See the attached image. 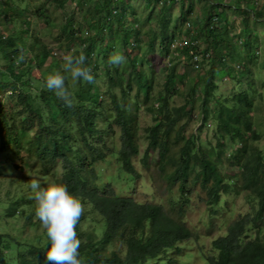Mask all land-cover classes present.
Here are the masks:
<instances>
[{"label": "trees", "instance_id": "16d2710c", "mask_svg": "<svg viewBox=\"0 0 264 264\" xmlns=\"http://www.w3.org/2000/svg\"><path fill=\"white\" fill-rule=\"evenodd\" d=\"M46 2L52 6L51 12L54 8L64 12L65 22L59 29L60 34L65 37L67 47L75 45V48L71 49L75 56L84 54L87 57L85 66L92 69L95 78L109 73L111 68L118 72L115 65L109 66L108 59H104L101 66H98L93 59L98 56L93 44L98 41L95 38L97 31L104 32L101 29L103 17L109 16L110 13L118 14L113 10V3H118L119 0ZM73 4L77 5L87 27L96 29L93 35L89 31L82 33L80 27H75L76 24H81L75 20V12L65 10V5L73 7ZM235 4L236 9L233 10L241 17L242 26L238 34L239 43L234 42L226 29L227 26H233V23L228 21L227 13L212 12V8L219 5L209 2L211 11L206 17L201 14L196 16L195 23L190 21L193 4L183 9L182 23L191 22L195 30V35L190 37L194 44L186 46L181 52L182 56H187L186 62L182 60L177 63L179 56L171 49L172 40L183 34L178 33L181 21L175 23V32L172 30L176 36L169 35L168 20L173 18L170 13L160 15L165 16L158 22L160 30L153 29L154 33L151 34L149 31H142V27L150 22V17L146 19V23L144 20L139 22L136 26L135 44L128 43L129 50L123 54L131 63V78L127 82L129 90L131 82L136 85L134 105L126 102L130 100L124 93L121 100L112 94L111 101L115 113L105 115V124L99 126L98 117L103 114V101L94 82L86 84L82 81L74 88L69 80L75 101L73 107H66L54 92L45 87L47 76L61 70L60 62L54 58L50 59L42 76L35 77L33 70L42 67L50 52L45 45H42V49L34 48L33 46L38 45V40L29 44L25 52L18 46L21 33L25 32L27 37L30 30V22L22 17L27 6L22 9L18 4L14 5L13 0H0V26L4 23L9 29V25L17 18L25 24L24 29H19L18 33L14 34L15 37L12 33L2 39L0 31V142L17 149L22 155L19 161L24 162V170L29 168L24 158L40 163L49 162L53 166L60 165L62 173L53 176V183L67 185L69 191L81 197L85 205V213L77 226L78 237L82 241L79 251L84 264H147L149 261L154 264H171L174 262L172 257L178 254L181 246L197 238L179 217L185 209L180 207L175 211H168L161 201L141 202L130 195L118 194L111 183H102L96 170L100 162L106 161V153L90 143L89 139H100L116 126L120 131L119 145L115 152L118 172L131 178H142L133 162L141 153L136 111L142 99L143 102H148L152 99V94L160 105V119L149 129L148 149L152 148L156 152L158 177L160 181L166 180L167 190L178 188L182 195H185L191 186H199L207 197L211 212L219 217L231 211L233 199L239 196L244 197L252 209L250 213L228 224L224 235L211 241L212 251L216 253L204 256L203 259L209 264H264V242L258 235L247 236V228L250 225L258 226L259 221L264 223V150L258 145L263 135L256 129L251 112L256 108L257 94L254 80L251 79L252 67L264 69V41L261 46L256 39L258 35L249 26V20L252 19L256 27H264V7L256 8L253 2L242 0H236ZM48 7V3L43 1L34 9L31 15L36 23L42 17H48ZM179 18L176 16V19ZM219 20L223 21L222 25H217ZM184 33L190 34L189 31ZM161 34L162 39L159 42ZM199 44H205L203 49L211 52L209 69H205L204 64L209 59L201 63L199 70L194 69L191 64L189 50H196V47H200ZM133 45L135 49L130 54V46ZM237 45L245 49L240 50ZM148 54H155L153 56H159L162 60L168 59V63L161 69L166 77L165 91L167 94L171 92L172 96L180 93L173 85L186 80L184 71L181 73L177 64L182 65L181 69L190 65V68L198 73L193 86L188 87L186 104L169 108L167 94L163 95L160 91L153 93V75L156 73L154 67L157 65L150 66L153 71L149 78L145 66L151 65L152 59L147 57ZM235 55L238 57V60H235L237 67L233 65L228 69H233V72L238 70V76L232 77L238 85L242 83V79L249 77L248 88L239 87L238 93L230 98L220 95L218 101L216 90L219 78L216 76L220 72L219 68H222L220 64L232 61ZM177 70L180 75H175ZM107 75L111 85L119 82L118 78ZM198 84H202V87L198 88ZM141 90L143 98L140 97ZM6 98L8 100L5 103ZM13 107L23 111L22 118H17L12 111ZM196 107L199 112V126L196 131L189 132L186 129L187 123L183 121L195 119ZM68 122H73L74 125L68 127ZM71 130H76L77 133L73 134ZM203 130L213 131L215 143H203ZM147 158L148 154L145 153L144 160ZM12 169H16V165H13ZM118 172L116 173L119 176ZM4 174L5 167L1 160L0 177ZM42 174L46 176L47 173ZM22 183L24 191L21 193L18 192L15 196L0 195V206L3 207L0 215L10 220L20 217L25 220L13 233L0 231V264H45L49 244L46 231L43 229L44 234L34 236L33 243L23 239L27 236L22 230L37 229L40 222L35 216L36 202L31 184L29 181ZM185 202L188 203L187 198ZM219 204L222 208L217 207ZM88 212L90 215H87ZM86 220L91 223L87 224ZM2 228L0 227V230ZM8 253L14 254V261L3 260L2 256Z\"/></svg>", "mask_w": 264, "mask_h": 264}, {"label": "rangeland", "instance_id": "374dc122", "mask_svg": "<svg viewBox=\"0 0 264 264\" xmlns=\"http://www.w3.org/2000/svg\"><path fill=\"white\" fill-rule=\"evenodd\" d=\"M4 1V0H3ZM45 1L48 3L49 12L48 17H42L36 23L35 18L31 15V13L39 6L40 3ZM87 2V1H85ZM209 2L212 4H217L219 7H213L212 12L218 13L220 11H225L227 13L228 21L233 23V26H227V31L230 32V37L234 39L235 43H239L238 34L242 30L241 26V17L234 13L233 9H236L237 4L236 0H170V3H165L160 5L159 0H119V2L113 3V10L117 11L118 14L110 13L109 16L103 17V24L101 29L104 32L97 31V36L95 37L98 41L95 42L94 49L96 50V54L98 56L93 57V59L97 62L98 66H101L104 59H108L111 54L114 52H119L122 55L125 51L129 50L127 48L128 43L135 44L136 37V26L139 22L144 20L146 23V19L150 17V22L146 23V26L142 31L146 33L149 31V34L154 33V30H160L158 27V22H160L165 16H160L162 13H170L173 18L170 17L168 29L169 35L173 34L176 36L175 32V23L179 22L178 25V33L183 32L176 36L174 39L181 38L183 36L188 37L191 41H193L190 37L195 35V30H186L185 23H182V12L183 9L189 4H193V8L191 12H193L190 17L192 19L191 22L197 20L199 14L204 17L207 16L208 12L211 11V7L209 6ZM14 5L18 4L22 9H25L27 6V10L24 12L22 17L27 18L28 22H30L28 35L26 37L25 32L21 33V38L19 39V48L23 52L27 50L29 44H34L38 40V45L33 46L34 48L42 49V45H45L47 51L50 52V56L42 63V67L35 68L33 70V75L35 77H41L42 73L45 72V66L50 62V59L54 58L60 62V65L63 63V57L67 54L74 53L71 51L72 48H75L74 44H71V47H67V42L64 36L60 34V28L65 22V14L61 10L54 8L51 12L50 7L51 4L46 2V0H13ZM128 3H131L129 5ZM251 6V4H248ZM30 7V8H29ZM65 10L67 12H75L74 18L79 21L81 24H76L75 27H80L82 33L84 31H89L92 35L95 32V28L90 29L87 27L86 23L81 17V12L77 8L76 4L72 6L65 5ZM252 8V7H251ZM169 16V15H168ZM178 16L179 19H176ZM73 20V23L75 22ZM253 20H249V26L253 29V32L258 35L256 38L257 41L262 46L264 41V27L263 26H255L253 24ZM182 23V24H181ZM217 25H222L223 21L219 20L216 22ZM4 24V23H3ZM13 24V25H12ZM9 25V29L7 25L3 27L5 34L14 35L19 29H24L25 24L20 21L19 18L15 20L14 23ZM5 25V24H4ZM11 30V32H10ZM185 31H189L190 34L184 33ZM156 32V31H155ZM18 33V32H17ZM59 37V39H58ZM13 38V37H12ZM254 38V37H253ZM162 39V34L159 36V42ZM146 40V38H143ZM173 41V40H172ZM203 43V41H201ZM160 44V43H159ZM200 45V44H199ZM259 45V47H260ZM238 46V45H237ZM201 48L206 47L205 44L200 45ZM238 49H245L243 47L238 46ZM135 46H130V54L134 51ZM209 49V48H208ZM264 49V48H263ZM210 50V49H209ZM211 51V50H210ZM246 52V51H245ZM236 53V52H235ZM177 56V63L180 61L186 62L187 56H182V53L179 51L175 53ZM147 55V57L152 59L151 65L145 66L146 73L149 78H151V72L153 68L150 66H155L156 73L153 75V88L154 94H157L158 91L162 92L163 95L167 94L164 88V82L166 81V77L162 74V67L168 63V59L162 60L159 56H153L155 54ZM217 55V53H216ZM91 57V56H90ZM126 58V57H125ZM248 59V58H245ZM235 60H238V57L235 55L232 61H224L219 68L220 72L218 73L217 78H219V82L217 83L216 96L219 101L220 95L222 97L230 98L233 95H236L240 89H247L248 78L242 79V83L240 85L236 84V81H233L232 77L238 76V70L228 69V67L235 65ZM150 62V61H149ZM140 64H145L146 62H139ZM4 62L2 63L3 66ZM205 69H209L210 59L204 62ZM110 66V64H109ZM182 65L179 66L177 64L178 70L182 73L184 71V75L186 76V80L184 82L178 81L177 84L173 85V88L179 89V94L172 96L170 93L167 94L169 97V108L173 107H181L187 102V95L189 93L188 87L193 86L194 80L199 76L195 70L191 69L190 65L187 68L181 69ZM111 67V66H110ZM233 67H237L236 65ZM118 72L115 71V68H111L109 73H105L103 75L98 76L94 80V86L96 91L101 94V99L103 101V114L98 117V125L102 126L106 122L105 115L114 114V106L111 101V95L114 94L118 99L121 100L122 94L124 93L130 101H126L129 105H134L133 97L136 95V85L131 82V89L129 90V84H127L128 80L131 78V63L128 62V58L125 59V62L116 66ZM204 69V70H205ZM225 69V70H224ZM178 70L175 72V75H180ZM252 77L254 80V85L256 86V100H255V110H252V114L254 115V121L256 122V129L263 135L258 145L260 148L264 150V69L259 67H252ZM110 74L119 79V82L115 85H111L109 81ZM201 75V74H200ZM224 77L225 79H221ZM250 79V78H249ZM74 88L80 82H72L70 81ZM86 83V82H84ZM203 83V82H199ZM87 84V83H86ZM122 84V87H121ZM202 84H198V88H201ZM240 87V89H239ZM140 97L143 98V91L140 92ZM6 96V95H5ZM4 96V97H5ZM8 99L6 98L5 103ZM210 105H214L210 103ZM138 109L136 111L138 118V143L141 147V153L139 157H135L133 162L138 171L141 173L140 179L131 178L128 175H123L118 172V167L116 164V156L115 152L118 149L119 145V128L113 126L112 131L106 132L101 136L100 139H89V142L94 144L98 149L104 151L106 153V161L100 162L96 170L100 174V180L103 184L111 183L118 194L122 195H130L134 197L135 200L145 202H155L161 201L164 208L168 211H175L180 207L185 209V212L182 216H179L187 225V227L191 230L192 235L197 238L192 241H188L184 245L181 246L178 254L174 255V262L171 264H209L206 262L203 257L204 256H212L216 252L212 251L211 241L221 235L225 234L226 227L235 219L245 215L246 213L251 212L250 203L244 200V197L239 196L238 198H234L233 202L230 206V212H226L220 217L214 215L210 210V205L205 196L204 192H202L199 186H191L189 191L185 192V195H182L181 191L178 188H174L172 190H167L166 180L160 181L158 177L159 164L157 163V156L154 149H148V143L150 139L149 129L153 127L155 122L160 119L158 109L160 105L158 101L154 100V96L152 94V99L148 102H140L137 106ZM195 119H185L183 123L186 124V129L189 132L196 131L197 126H199V121H197V116L199 115L198 108L196 107ZM254 109V108H253ZM12 111L16 114L17 118L20 119L23 117V111L20 112L17 108L13 107ZM73 122H68L67 126H73ZM73 134L77 133L76 130H71ZM201 140H203L204 144H208L210 141L215 143L213 140V131L212 130H203L201 133ZM90 138V136H87ZM79 144H81V140H79ZM113 152V153H112ZM145 153L148 154L147 160H144ZM19 157L22 155L17 152V149L10 144L0 142V161H3L5 167V174L0 177V195L6 194L7 196H15L18 192L24 191V185L22 182L31 181L36 179L39 181L41 188H46L50 184L53 183V176H57L62 173L60 165H52L51 163H40L35 160L28 158H24L26 163H28V169L23 168L22 161H19ZM16 165V169H12V166ZM3 168V165H1ZM55 171V174L52 172ZM46 172V176L42 173ZM119 176L117 175V173ZM14 180V181H12ZM172 191L171 193H168ZM233 191V190H231ZM33 192V191H32ZM30 192V194H32ZM185 198L188 199V203L186 204ZM217 207L222 206L219 204ZM3 207L0 206V213H2ZM87 215H90L88 212ZM172 216L177 217L176 214L171 213ZM24 219L22 217L16 219H6L0 215V227H3L0 231L3 233H13L16 227L22 225L24 223ZM87 224H90V220L85 221ZM225 222L227 223L224 225ZM27 237L23 238L28 243H33L36 235L44 234L43 228L41 224L36 228H31L27 230H22ZM99 232V231H98ZM15 234V233H14ZM258 235L260 239L264 242V223L259 221L258 226L250 225L247 228V236L254 237ZM192 254V256H189ZM13 253H8L2 256L5 262L14 261L12 260ZM147 264H154V262L149 261Z\"/></svg>", "mask_w": 264, "mask_h": 264}, {"label": "clouds", "instance_id": "9594fccd", "mask_svg": "<svg viewBox=\"0 0 264 264\" xmlns=\"http://www.w3.org/2000/svg\"><path fill=\"white\" fill-rule=\"evenodd\" d=\"M87 57L84 54L63 57L61 70L49 74L45 81L48 91L54 92L66 107H73L75 97L68 81L92 83L95 80L92 69L85 66ZM125 56L114 52L108 63L120 66ZM31 189L36 202L35 216L46 231L49 241L45 264H84L80 247L82 241L78 237L77 226L85 213L82 198L70 192L65 184H50L41 188L39 181H31Z\"/></svg>", "mask_w": 264, "mask_h": 264}, {"label": "built area", "instance_id": "2783aa9c", "mask_svg": "<svg viewBox=\"0 0 264 264\" xmlns=\"http://www.w3.org/2000/svg\"><path fill=\"white\" fill-rule=\"evenodd\" d=\"M242 1L253 2L256 8L264 7V0H242ZM159 2H160V5H162L165 3H170V0H159ZM4 26H5L4 24L0 26V31L2 32V39H5L7 36V34H5L4 29H3ZM185 26H186V30L194 29L192 23L189 21L185 23ZM193 44H194L193 41H191L188 37L183 36L178 39H173V41L171 42V49L172 51H175V53L179 51L182 52L184 48H186V46L193 45ZM189 57H190V61L194 69L199 70L201 68V63L211 57V52L205 51L201 47H198V48L196 47V50L195 48H191L189 50Z\"/></svg>", "mask_w": 264, "mask_h": 264}]
</instances>
